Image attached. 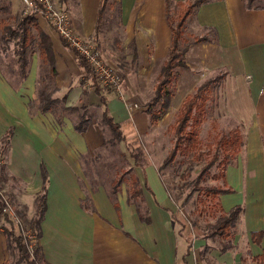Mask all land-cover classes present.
<instances>
[{
    "label": "crops",
    "instance_id": "0c3cea01",
    "mask_svg": "<svg viewBox=\"0 0 264 264\" xmlns=\"http://www.w3.org/2000/svg\"><path fill=\"white\" fill-rule=\"evenodd\" d=\"M7 1L10 15L18 16L21 1ZM55 1L68 11L76 33L91 39L103 60L122 77L127 103L113 91L103 96L108 115L124 136L116 145L124 153L123 146L125 150L131 147L128 138L145 137L149 132L145 111L170 46L166 6L169 11L171 5L192 0ZM203 1L187 18L185 32L207 36L208 41L188 47L187 70L175 74L170 105L155 127L176 115L186 97L200 86L218 78L208 101L209 120L218 123V130H239L242 137L239 152L225 169L226 194L234 193L236 185L245 188L249 197L245 205L227 210L241 208L232 248L222 252L221 245L188 241L177 228L178 214L154 163L141 166L129 156L141 188V214L125 191L113 198L96 174L92 177L88 168L84 174L83 159L106 152L105 132L97 119L99 114L102 119L103 105L74 51L62 44L44 19L36 17L50 37L54 54L52 97L61 99L62 108L75 110L60 119L53 111L38 110L41 60L34 53V64L18 86L11 87L0 73V146L11 131L4 170L20 184V205L33 209L36 196L46 189L39 224L43 264H257L253 257L264 250V9H247L244 0ZM128 103L137 107L130 111ZM81 115L87 124L78 132L75 127ZM247 170L248 175L244 174ZM244 175L250 181H243ZM254 187L261 192L256 210L253 203L257 200L251 197ZM259 231L262 238L257 245L251 233ZM243 236L244 245H240ZM6 238L0 230V264L6 262Z\"/></svg>",
    "mask_w": 264,
    "mask_h": 264
},
{
    "label": "trees",
    "instance_id": "16d2710c",
    "mask_svg": "<svg viewBox=\"0 0 264 264\" xmlns=\"http://www.w3.org/2000/svg\"><path fill=\"white\" fill-rule=\"evenodd\" d=\"M258 1L259 0H244V4L247 9H264V4H260ZM203 2V0H192L187 4L179 3V11L176 17L170 16V13L166 6V21L170 28V46L166 59L162 62L159 68L157 80L153 89V95L147 103L145 112L148 114L150 126H153L157 123L162 114H164V112L170 105L173 94L172 83L175 74L187 70V66L185 64V53L188 47L191 44L208 41L207 36L194 37L185 34V24L187 18L190 17L194 13L195 9ZM0 13H2L4 17H6L5 19L0 20V31L1 33H4L1 38L3 39V37L5 36H19L17 50L15 53V56L17 58L16 63L18 65L17 73L15 75L16 78H18V82H23L27 77L29 62L26 55L29 45L32 44L36 49L41 63L47 68V72L45 75L46 82L37 93V107L38 110L42 113L53 111L55 105H58L57 102H60V100L52 97L53 91L55 90L52 86V82L56 76V69L50 37L39 27L36 17L33 15H22L20 17L12 15H10L11 17L5 16L10 13L7 0H0ZM12 17L15 19H19L17 24V30L20 31L19 33H16L15 30H11L10 26H8V23H6V20ZM31 30L34 31V35L32 34ZM214 39L215 36L213 37V40ZM60 40L64 46H67V44L62 39ZM75 55L78 64L85 70V72L92 80L93 91L96 93V95L99 96L100 103L103 105L102 122L105 124V126H107L111 133V139L108 141H104V144H110V146L115 148L118 143L124 140V136L121 133L119 124L115 123L108 115L106 100L103 94L104 92H110L111 90L103 88L100 85L97 76L93 73V71L85 63V61L76 53ZM134 58L135 54L133 55L132 59ZM215 83V80L204 83L193 95L186 97V99L183 101L175 116L174 123L170 126V129L174 133L175 143L169 150L166 158L160 166V169L173 163L176 156L180 153L183 154L185 152H191L193 150H200L199 131L201 125L205 120L207 110L206 103L211 99L210 93ZM67 109L74 111L75 107ZM86 124L87 122L84 119V116L81 115L80 120L75 127L76 131H84ZM10 136L11 131H8L2 139L0 153H5L9 145L8 141ZM241 144L242 137L239 130L237 129L230 130L221 135L215 143L214 153L211 156L207 155V159H205L204 157V164L191 183L194 192H198V203L204 204L202 200L203 196H205L206 198H210V200L212 201L216 200L215 205L218 207L220 213L215 218L213 224L207 225V229H210L212 231L210 237L219 238L221 243L220 250L222 252L232 248V238L233 234L235 233V226L238 221L241 208L239 206H235L230 211L225 212L221 207L219 197L229 192V189L207 187L203 184L205 183L211 169L217 167L219 171L216 175H213L212 178L214 180L220 179L224 185L225 169L227 165L234 160L235 156L239 152ZM119 154L122 155L124 153L119 152ZM197 156L202 157L203 155L198 152ZM130 157L135 160V164L138 163L136 155H130ZM131 171L132 170L126 171L125 175L131 174ZM129 176V193L127 199L128 201H132L134 203L136 200H139L141 188L137 178L133 174ZM122 180L123 177L119 178L117 181L112 182L113 194L115 193L117 186L122 182ZM45 199L46 189L45 187H43L42 192L35 198V218H33L27 224L28 228L35 235L38 242L40 238L39 224L43 219L45 211ZM85 205H87L86 202ZM3 206L4 202L0 196V218L8 226L5 227L2 232L11 242L14 243L19 256V262H23L26 264H37L34 259L35 257H39L42 260L40 246L37 245L34 248V255L31 259L29 257V254H27L26 252V248L21 237L14 231V221L8 214L2 212ZM136 210L139 212V207L136 206ZM251 238L252 241L258 245L262 238V232L259 231L251 233ZM253 260L257 264H264V250L260 255L253 257ZM3 264L8 263L5 262Z\"/></svg>",
    "mask_w": 264,
    "mask_h": 264
},
{
    "label": "rangeland",
    "instance_id": "374dc122",
    "mask_svg": "<svg viewBox=\"0 0 264 264\" xmlns=\"http://www.w3.org/2000/svg\"><path fill=\"white\" fill-rule=\"evenodd\" d=\"M258 2L260 4H264V0H259ZM178 11V4H175V6L171 5V8L169 9L170 16L176 17ZM22 15H26L23 12V7H21L20 14L17 17H20ZM5 16L11 17L10 13ZM5 18L6 17H4L2 13H0V20ZM18 20L19 19H15L13 17L6 20V23H8L10 29L15 30L16 33L20 32L17 30ZM189 31L192 30L190 29ZM31 32L34 35V31L31 30ZM3 34L4 33H1L0 31V73L11 87H15L22 83L18 82V78H16L15 75L18 69V65L16 63L17 58L15 56V53L17 50L19 36H5L2 39L1 37L3 36ZM27 50L28 51L26 56L29 62V71V69L33 66L32 57L34 53L37 55V52L34 45L32 44L29 45ZM40 65V71L38 70V91L43 87L46 82L45 75L47 72V68L43 66L41 61ZM217 79L218 78H216V81H218ZM57 100H60V102H57L58 105H55V108L53 110V114L56 119H60L62 115H73L72 110L67 108H61L64 106V104L61 102V99ZM206 105L207 110L205 120H207V123L202 128L200 127L201 130L199 131L200 150H193L191 152H185L183 154L180 153L176 156L173 163L160 169V166L166 158L169 150L173 147V144L175 143L174 133L170 129V126L174 123L176 115L171 114L168 117L164 118L163 121L159 122V126L157 128L155 127L157 123L153 126H150L149 132L146 134L145 137L134 139L132 137L128 138L127 141L128 143H130L131 147L130 149L125 150L124 146L122 145L123 148H121V150L124 151L125 154H122L124 156L119 154V149L117 148V146L113 148L112 146H110V144H106V152L104 154L102 153L94 155L90 158L87 157L88 159L84 158V174H88V172H93L92 177H96L97 175L98 181L101 183L103 182L104 186L110 192L111 196L115 198V195L118 192L124 193L125 191L127 195L129 193V175H134L132 171L131 174L125 175L126 171L131 170L130 164L133 163L132 159L129 157L130 155H136L137 162L141 166H145L149 162L154 163L157 168L158 175L163 181L166 190L168 191V194L174 203V209L178 214L179 223L177 228L182 230L184 236L188 238V241L191 244L195 242L197 245L200 242H205L206 245H214L215 247L219 248V246L221 245L219 238L210 237L212 231L210 229H207V225L213 224L215 218L220 213L218 207L215 205L216 200L212 201L210 200V198H206L205 196H203L202 200L204 204L198 203V192H194L191 186L192 181L197 176L199 170L204 164V157L205 159H207L209 155L211 156L214 153V146L216 141L221 135L226 133L225 131L218 130V123L211 122V120H209L211 109L209 108L208 102L206 103ZM97 119L99 120L98 124L101 126V128H103L105 132V141L110 140L111 133L107 126H105V124L102 122L100 114L98 115ZM79 120L80 118H78V121ZM1 128L2 123H0V130ZM198 152L201 153V155L203 156L198 157ZM4 161V154L0 153V193L5 197V200L10 207V211L12 214H10L9 216L12 220V217H14L18 221V223L14 222V231L17 235L21 237L23 244L26 248V252L32 259L34 255V248L39 245V242L36 239L35 235L32 233V231L28 228L27 224L33 218H35V207L31 210H28L22 204L20 205L17 197V193H20V184L16 180H13L7 176L4 170ZM92 166H96L97 168L93 170ZM86 168H88V172ZM218 171L219 169L217 167L212 168L203 185L207 187H219L226 189L225 183L223 185L220 179L214 180L212 178V176L216 175ZM244 174L248 175V170L245 171ZM244 176L245 178L243 179V181H250L246 178V175ZM121 177H123V180L117 186V189L115 191L116 194H113L112 182L117 181ZM253 182L255 184V179L253 180ZM256 183H258V180L256 181ZM233 187L236 190L234 193H225L221 196V203L224 210L226 211L237 204H240L242 206L244 203L245 205V202L249 200V197H245V188L243 191L242 188L236 185ZM257 190L258 187H256V190L254 187L253 195L251 196L253 201L257 200L253 203V208L255 210L258 207V204L260 203L259 201L261 194L260 190ZM134 205L139 207L140 214L143 213V202H141L140 200H136L134 202ZM5 227H8L7 224L0 218V230L3 231ZM22 231L27 232L29 233V235L32 236L31 248L28 247L30 244V240L27 237L25 238V236L22 234ZM6 239V241H8L9 243L6 262L8 264H26L23 262H19V256L14 246V243L11 242L8 238ZM240 245H244V236L241 237ZM206 248H210V246H207ZM34 259L37 264H43L42 260L39 257H35Z\"/></svg>",
    "mask_w": 264,
    "mask_h": 264
},
{
    "label": "built area",
    "instance_id": "2783aa9c",
    "mask_svg": "<svg viewBox=\"0 0 264 264\" xmlns=\"http://www.w3.org/2000/svg\"><path fill=\"white\" fill-rule=\"evenodd\" d=\"M24 16L33 15L44 19L50 27L55 31L60 39H62L69 48L79 55L85 63L90 67L93 73L97 76L100 85L103 88L110 89L119 95L125 103L122 90L121 75L99 54L95 43L88 38L80 36L76 33L68 11L59 5L55 0H20ZM128 110L136 108V105L126 104ZM4 202L2 212L8 215L12 214L10 207L5 200V197L0 193ZM14 222L18 223L17 219L12 217ZM22 231V234L30 240L29 248L32 245V236L29 233Z\"/></svg>",
    "mask_w": 264,
    "mask_h": 264
}]
</instances>
